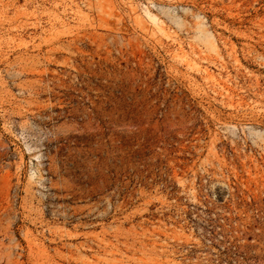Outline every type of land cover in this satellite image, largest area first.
Instances as JSON below:
<instances>
[{
    "label": "rangeland",
    "instance_id": "1",
    "mask_svg": "<svg viewBox=\"0 0 264 264\" xmlns=\"http://www.w3.org/2000/svg\"><path fill=\"white\" fill-rule=\"evenodd\" d=\"M0 264H264V0H0Z\"/></svg>",
    "mask_w": 264,
    "mask_h": 264
}]
</instances>
